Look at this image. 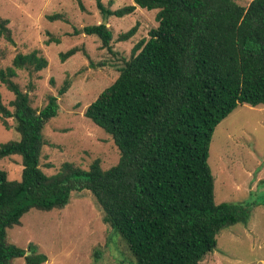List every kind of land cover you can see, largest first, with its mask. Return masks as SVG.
Wrapping results in <instances>:
<instances>
[{
    "label": "trees",
    "instance_id": "trees-1",
    "mask_svg": "<svg viewBox=\"0 0 264 264\" xmlns=\"http://www.w3.org/2000/svg\"><path fill=\"white\" fill-rule=\"evenodd\" d=\"M94 2L106 17L121 18L137 7L157 11V27L133 46L116 80L83 114L111 137L119 161L107 170L96 159L87 171L69 162L53 175L42 171V131L57 116L58 97L70 80L36 110L14 79L18 70L32 76L48 62L38 50L16 54L11 66L0 69V83L13 94L11 110L0 96V120L8 129L6 119L12 118L19 139L0 144V160L19 156L22 171L19 180H8L0 170V264L19 258L25 264L46 263L47 256L31 243L26 249L10 243L7 232L21 226L30 210L63 209L72 193L83 190L134 264H200L223 229L249 219L242 205L215 203L207 159L221 121L239 105L264 104V0H252L246 8L233 0H132L115 11ZM8 24L0 17V37L12 43ZM137 29L136 23L116 40H129ZM80 30L113 52L112 31L103 23ZM81 51L70 48L59 60Z\"/></svg>",
    "mask_w": 264,
    "mask_h": 264
},
{
    "label": "rangeland",
    "instance_id": "rangeland-1",
    "mask_svg": "<svg viewBox=\"0 0 264 264\" xmlns=\"http://www.w3.org/2000/svg\"><path fill=\"white\" fill-rule=\"evenodd\" d=\"M79 1L0 0V17L8 20L13 40L9 43L0 37V69L11 66L16 54L33 50H38L48 62L45 69L32 76L26 70H18L14 79L29 94L32 108L42 109L47 97L57 96L63 82L70 80L66 93L58 97L57 116L42 131L40 168L47 175L57 173L65 162L85 171L96 159L102 170L118 163L119 150L111 137L83 114L116 80L118 68L130 57L133 46L148 39V31L157 27L156 10L137 7L121 18L106 17L97 10L94 0ZM101 1L111 11L133 3ZM251 1L233 0L245 8ZM55 14L62 19H47ZM100 23L112 31L110 44L115 54L103 48L96 36H86L80 30ZM136 23L138 29L133 37L116 40ZM56 39L59 42H54ZM73 47L89 58L81 51L61 63L59 53ZM0 96L9 108L13 94L1 83ZM6 122L8 129L0 120V144L19 139L14 120L9 118ZM207 163L214 178L215 203L242 205L248 209L249 219L247 224L236 223L223 229L216 237L215 248L200 264H264V104L239 105L216 126ZM0 170L6 172L8 180H19L20 157L0 160ZM7 238L22 249L31 243L47 256L44 264H134L125 243L102 221L100 209L86 190L72 193L63 209L30 210L21 218V226L7 232ZM12 264L25 262L19 258Z\"/></svg>",
    "mask_w": 264,
    "mask_h": 264
},
{
    "label": "water",
    "instance_id": "water-1",
    "mask_svg": "<svg viewBox=\"0 0 264 264\" xmlns=\"http://www.w3.org/2000/svg\"><path fill=\"white\" fill-rule=\"evenodd\" d=\"M106 20V19H105ZM105 23V22H104ZM105 25V24H104Z\"/></svg>",
    "mask_w": 264,
    "mask_h": 264
}]
</instances>
